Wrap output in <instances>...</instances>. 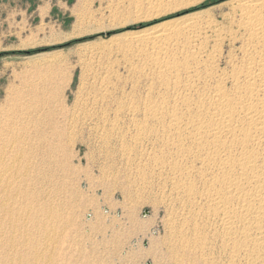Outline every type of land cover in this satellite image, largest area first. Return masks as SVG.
Returning a JSON list of instances; mask_svg holds the SVG:
<instances>
[{"label": "bare ground", "instance_id": "bare-ground-1", "mask_svg": "<svg viewBox=\"0 0 264 264\" xmlns=\"http://www.w3.org/2000/svg\"><path fill=\"white\" fill-rule=\"evenodd\" d=\"M229 14L228 27L184 21L131 37L137 59L130 60L128 71L143 83L144 95L123 90V100L114 103V85L103 77L79 115L56 118L48 111V121L42 118L24 135L25 144L17 135L16 146L0 143V224L22 229L19 244L26 250L32 241L25 251L31 264L48 258L40 248L51 230L47 224L57 216L55 176L84 128L107 161L115 155L131 168L134 160L133 167L155 175L166 190L169 262L264 264V0H236ZM225 43L231 50L223 56ZM31 235L41 243L36 246Z\"/></svg>", "mask_w": 264, "mask_h": 264}, {"label": "rangeland", "instance_id": "rangeland-1", "mask_svg": "<svg viewBox=\"0 0 264 264\" xmlns=\"http://www.w3.org/2000/svg\"><path fill=\"white\" fill-rule=\"evenodd\" d=\"M235 2L236 0H0V143L5 139L10 141L11 146H16V142L21 139L19 144L23 145L26 135L32 134L42 118L48 121L54 115L60 118L63 117L61 114L67 118L73 114L79 115L82 112L80 109L83 110L87 105L84 100L88 103V98L100 87L98 80L103 77L106 82L114 85L115 92L112 91L113 95L111 94L114 103L123 100V95L127 93L125 91L130 89L137 96L144 95L145 91L141 93L143 83L140 80V83L136 82L135 76L128 71L130 60L137 59L134 47H129L131 37L143 31L184 21H209L215 28L228 27L229 13ZM226 44L220 46L223 56L231 50V45ZM221 62L220 66L224 67L223 58ZM131 66L136 67L135 64ZM128 76L130 77L127 78ZM93 84L96 86L93 87ZM115 88H118V92ZM84 94L87 99L83 98ZM48 111L52 113L46 118ZM20 123L21 127L18 125ZM28 129L30 132L26 131ZM83 130L80 131L81 135L77 134L78 141L72 146V150L71 147L68 148L70 153L66 152L68 164L59 168L60 172L57 171L55 176V186L60 195L58 201H54L58 207L57 216L47 224L51 230L49 235L43 236L40 248V253L47 251L48 258L41 257L35 264H173L169 262L172 260L166 249L169 239H165L170 217L164 187H161L160 182L157 184L155 175H146L133 167L134 160L130 164L132 170L130 166H126L124 158L116 159L114 155L113 158L107 157V161L104 152V157L102 156V147H97L96 137L88 130ZM16 135L19 137L17 140ZM89 135H93L92 138ZM87 141H91L88 143L91 146L87 145ZM0 145L1 148L3 144ZM112 161L114 164L118 161L115 167ZM101 164L105 169L102 172ZM111 167L116 178L111 173ZM119 169L127 172L120 173ZM133 170H136V174ZM104 172L107 175L104 176ZM117 174L122 177L117 178ZM127 179L129 185L126 184ZM133 180L134 184L131 182ZM141 184L145 186H140ZM160 190L163 193H158ZM162 195H165V201ZM30 231L32 234L35 229L31 227ZM22 234V229L16 230L9 226V221L0 224V264H31L32 260L28 259L25 251L33 244L30 241L27 250L26 246L19 244ZM31 237L33 239L32 235ZM33 240L36 246L38 240L41 241ZM9 242L14 243L9 245ZM164 242L165 246L162 245Z\"/></svg>", "mask_w": 264, "mask_h": 264}]
</instances>
